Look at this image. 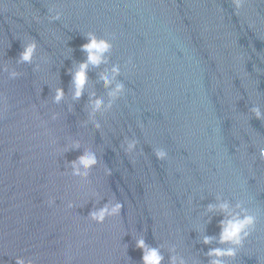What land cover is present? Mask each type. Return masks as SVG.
<instances>
[{
  "label": "water",
  "instance_id": "95a60500",
  "mask_svg": "<svg viewBox=\"0 0 264 264\" xmlns=\"http://www.w3.org/2000/svg\"><path fill=\"white\" fill-rule=\"evenodd\" d=\"M49 7H59V21H50ZM87 32L112 44L109 67L120 66L125 85L97 116L99 130L83 122L91 93L106 101L104 67L90 69L83 97L71 99L68 73L86 58ZM30 39L38 43L33 64H16ZM0 64L22 74L0 73V264L15 256L141 264V235L163 245V264L173 246L188 264H208L200 236H219L222 217L206 211L217 195L257 216L229 264H264V121L250 111H264V0L239 12L231 0H0ZM56 87L65 92L59 105ZM126 137L139 141L132 154L121 147ZM71 140L82 148L64 154ZM85 148L100 163L80 182L65 162ZM154 148L168 159L158 161ZM93 190L105 198L97 207L113 196L122 202L121 216L89 221Z\"/></svg>",
  "mask_w": 264,
  "mask_h": 264
},
{
  "label": "clouds",
  "instance_id": "9594fccd",
  "mask_svg": "<svg viewBox=\"0 0 264 264\" xmlns=\"http://www.w3.org/2000/svg\"><path fill=\"white\" fill-rule=\"evenodd\" d=\"M234 10L239 12L248 0H231ZM50 14V21H59L62 12L59 7H49L47 9ZM55 13L54 15L52 13ZM84 36L86 43L80 46V51L86 54V58L79 62L74 69L69 70L71 76L73 101L80 100L88 85V72L90 69H99L104 67L105 71L100 75L101 86L106 90L105 99H97L95 93L89 95L87 120L83 123L85 125L91 124L95 129L99 130L101 124L97 121V116H101L106 112L111 111L114 103L122 97L125 92V85L119 79L121 76V69L118 64L110 65V57L112 44L107 38L98 37L94 32H87ZM22 51L16 59V64L32 65L34 57L36 56L38 43L35 39H30L22 44ZM40 65L36 64L34 71H39ZM0 73H7L8 78L15 80L22 74L15 69H10L7 64H0ZM65 100V92L63 88L56 87L54 95L52 96V103L59 105ZM68 110L72 111V106H68ZM250 111L253 118L259 121H264V111L258 106H253ZM57 114H53L51 119L56 120ZM139 141L133 137L131 139L125 138L121 147L126 154H132L136 151ZM82 148L79 140H71L65 146L64 154L69 151H78ZM141 154L143 151L141 150ZM153 154L158 161H166L168 159V152L164 148H154ZM259 156L264 159V147L259 148ZM100 160L97 153L85 148L81 155L72 161L65 162V174H70L73 178H78L80 182H89V176L94 168L98 166ZM70 170V171H69ZM107 175H111V169L105 168ZM93 202V208L89 211L87 219L95 224L102 225L110 218L120 217L124 204L117 200L114 196L107 199L101 207H97L105 198L95 190L90 193ZM88 201V203H89ZM215 203L207 205V213H218L220 219L218 227L220 229L219 236L212 237L205 234V231L200 236V243L209 246V250L205 254L208 264H229L230 261H235L239 251L244 247V242L249 239L255 231L257 224V216L250 212L242 201L236 202L234 205L220 195L215 197ZM55 199H49L48 204L52 206L55 204ZM75 205L71 202L67 204L69 210L73 209ZM211 221L209 220L208 223ZM215 244L216 246H212ZM136 249L142 252L141 264H163L164 255L162 254L163 245L157 247L149 246L144 237L141 235L136 238ZM125 254L127 255V245H125ZM128 257V256H127ZM15 264H34L32 258L15 256ZM128 260L130 258L128 257ZM168 264H188L185 258L177 253L176 247L169 248ZM196 264H202L197 261Z\"/></svg>",
  "mask_w": 264,
  "mask_h": 264
}]
</instances>
